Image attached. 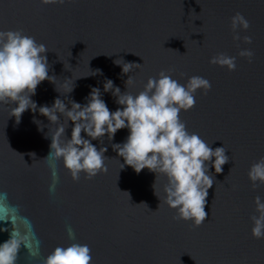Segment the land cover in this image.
<instances>
[{"label":"water","instance_id":"95a60500","mask_svg":"<svg viewBox=\"0 0 264 264\" xmlns=\"http://www.w3.org/2000/svg\"><path fill=\"white\" fill-rule=\"evenodd\" d=\"M236 12L250 22L247 30L238 29L239 40L230 27ZM9 29L23 30L49 50L54 77L37 86L31 97L37 107L51 106L58 96L68 107L70 100L83 104L98 87L114 111L122 106L103 91L106 78L121 93L135 95L162 70L181 84L205 77L211 88L197 89L195 105L181 110L180 118L212 148L224 145L229 157L222 172L209 167L208 216L196 227L174 219L176 210L163 202V175L121 169L123 158L112 144L124 141L127 128L111 141L106 134L91 141L107 148L106 172L91 178L82 172L73 180L61 160L44 159L51 142L45 133L55 126L30 110L17 123L12 105L0 104V242L19 233L15 264H43L55 247L72 242L69 226L76 242L90 247L92 264H264V238L252 237L250 219L254 198L264 200V183L253 188L247 175L264 157V0H0V30ZM248 48L251 62L239 55ZM218 53L235 57L236 69L210 63ZM116 59L140 65L123 73ZM96 69L102 74L92 75ZM71 128L69 121L68 138ZM81 136L87 138L83 131Z\"/></svg>","mask_w":264,"mask_h":264},{"label":"clouds","instance_id":"9594fccd","mask_svg":"<svg viewBox=\"0 0 264 264\" xmlns=\"http://www.w3.org/2000/svg\"><path fill=\"white\" fill-rule=\"evenodd\" d=\"M63 2L41 0L44 4ZM230 27L233 39L239 40L241 37L238 29L247 30L250 22L242 13L236 12L230 18ZM243 39L248 44L252 43L251 36ZM47 51L46 45L38 43L21 29L0 30V104L12 105L11 110L17 123L22 113L30 110L38 111L47 118L49 125L55 126L45 133L51 142L50 151L44 159L50 162L61 160L73 180H79L82 172L91 178L99 172L107 171L105 161L109 159L104 155L107 148L97 149L91 141L105 134L111 141L119 129L127 128L128 135L124 141L112 144L118 156L123 158L121 169L127 165L139 173L147 168L155 174V179L157 174L163 175L166 183L162 189V198L167 206L176 210L174 219L191 221L193 226H200L208 216L205 211L206 197L214 183L209 167L215 173H220L229 157L225 154L224 145L212 148L197 133L189 132L180 118V112L195 105L196 90L203 89L206 93L211 88L210 81L197 75L190 77L186 84H181L162 70L158 77H149L143 90L133 95L126 91L121 93L120 88L106 78L103 91H111L116 98L115 103L122 106L114 111L108 108L98 87H91L83 104L70 100L68 107L58 96L51 106L37 107L36 101L31 99L37 86L46 79L52 82L54 77L49 75L45 55ZM239 55L247 57L251 62L254 52L251 48L241 49ZM120 60L122 63L117 59L114 63L122 66L123 73L130 72L133 65H140ZM210 63L227 66L229 70L236 69V58L225 53H218L210 59ZM92 73L102 74V70L96 69ZM130 82L129 76L126 86ZM73 87L72 82L66 93H70ZM69 121L72 122L70 138L65 136ZM33 122L37 124L38 130H43L41 121L35 116ZM82 131L87 138L81 136ZM247 175L253 188L257 187L258 182L264 183V157L249 167ZM154 194L160 204L161 196L155 191ZM254 205L256 214L250 217L251 235L261 239L264 238V200L257 195ZM67 234L72 242L55 247L45 257L43 264H92L90 247L76 242L74 230L70 226ZM20 245L19 233L11 231L9 238L0 242V264H15Z\"/></svg>","mask_w":264,"mask_h":264}]
</instances>
